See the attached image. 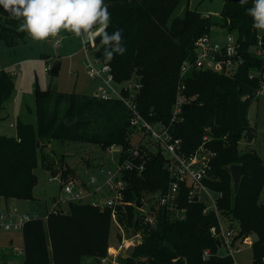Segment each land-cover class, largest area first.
I'll use <instances>...</instances> for the list:
<instances>
[{"label": "trees", "instance_id": "16d2710c", "mask_svg": "<svg viewBox=\"0 0 264 264\" xmlns=\"http://www.w3.org/2000/svg\"><path fill=\"white\" fill-rule=\"evenodd\" d=\"M179 0H104L111 13L107 29L112 33L123 29L126 46L124 55H115L107 61L112 66L117 82L138 75L141 90L138 104L142 114L152 121L170 122L172 108L180 85L182 65L195 58V41L210 33L208 28L197 31L184 43H177L190 28L193 12L191 0H186L183 15L168 18ZM252 0L241 5L239 0H228L224 23L228 32L236 33L243 48L258 42L260 34L253 28V20L246 9ZM162 11H165L164 14ZM22 21L11 19L0 7V40L8 46L13 39L27 35L18 31ZM264 43V32L261 35ZM96 59L104 61L103 47L97 39ZM246 64L236 74H220L212 70L192 69L184 78L185 89L181 119L171 132L182 139L184 147L193 151L208 135L205 145L214 156L210 162V175L205 182L222 196L218 200L220 211L234 218L238 236H253V253L256 261L264 264V159L255 150L242 151V140H253L255 128L250 125L249 111L255 101L259 79H250L252 71H264V56L246 52ZM43 57H49L43 54ZM58 64V63H56ZM264 78V77H263ZM15 86L12 74L0 71V121L5 103ZM36 124L18 120L17 135L0 134V196L7 203L12 199H32L38 183L35 169L40 156L46 157L43 147L53 140L92 142L107 149L113 144L123 146L125 158L131 148L128 139L132 132L129 113L116 99L102 100L96 95L62 92L53 88L35 92ZM210 125L212 134H203ZM47 139V143H42ZM41 142L40 146L37 142ZM137 163L144 161L145 169L127 171L128 186L125 200L134 201L126 209V221L137 232L144 228L136 217V202L142 193L165 192L171 177L165 169V158L139 147ZM124 158V157H123ZM240 164L243 167L240 188L235 193L231 174L226 167ZM189 187L182 186L179 206L186 208L183 219H170L165 209L155 228H144L145 239L136 247L130 264L136 256H144L149 264H175L187 259V264H202L203 251L218 250L220 244L210 233L217 223L216 213H204L201 201H188ZM150 201L151 198H148ZM147 199V200H148ZM149 201V202H150ZM154 208L151 206L150 209ZM112 210L89 203L71 202L69 211H50L45 218L32 217L26 222L23 234L24 259L20 264H83L84 256L106 258L109 254ZM233 219V220H234ZM138 233V232H137ZM210 250V251H211ZM209 264H231L228 259L214 257Z\"/></svg>", "mask_w": 264, "mask_h": 264}, {"label": "rangeland", "instance_id": "374dc122", "mask_svg": "<svg viewBox=\"0 0 264 264\" xmlns=\"http://www.w3.org/2000/svg\"><path fill=\"white\" fill-rule=\"evenodd\" d=\"M228 0H191L190 9L193 12L192 23L188 31L178 40L177 43H184L194 34L202 29L210 31L215 37L224 35L227 30L223 26L225 5ZM186 8V0H179L168 18L175 15H183ZM163 14L165 11H162ZM262 37L261 31L258 30ZM58 42V45L56 43ZM97 42V41H96ZM14 45L8 46L3 40H0V65L5 67L7 74H12L15 86L14 90L5 103L2 111V119L0 121V134L6 136L17 135V122L22 120L36 124L35 117V92L37 89L53 88L62 92H78L87 95H95L102 84L100 81L91 80L86 73L83 61L86 60V54L83 49V43L79 38L61 33V38L50 41L38 42L32 40L28 35L24 39H13ZM90 57L95 58L97 53V43L90 45ZM43 54L49 57H43ZM97 60V59H96ZM99 61V60H98ZM104 61H109L104 59ZM60 64L58 74H53L51 68L56 64ZM131 79H140L138 75L124 80L127 82ZM119 82V83H122ZM250 125L255 128V137L253 140H242L240 149L242 151L255 150L264 159V97H258L252 103L249 111ZM203 134H212L210 125H205ZM128 139L131 144L136 147L143 145L148 151L153 152L154 144L149 142V136L144 138L139 132H130ZM42 143H47V139H43ZM40 142V144H41ZM149 142V143H147ZM46 157L42 159L40 156L38 167L35 174L38 177V183L33 189L32 199H17L16 205L33 217L45 218L47 213L52 210L53 205L58 202V207L68 211V203H63L65 193L63 190V182H73L76 184L89 182L92 177L97 179L102 189L98 195L93 194L85 201L80 203H103L113 194L104 186L106 176L100 172V167L104 162L110 161V154L103 149L101 144L92 142L66 141L60 143L53 140L43 147ZM89 190V189H88ZM156 192L142 193V207L137 208L136 217L141 220L144 228H155L160 220L162 212L156 208ZM1 197V196H0ZM150 202H146L151 198ZM264 198V188L261 196V202ZM4 200V199H3ZM119 206L113 213L109 223L110 228V244L109 254L106 261L101 264H128L127 258L122 253L123 243L129 240L130 236L135 232L133 224L126 221V209L128 205H134V201H128ZM209 204V200H206ZM62 202V204H61ZM66 204V205H65ZM205 204V203H204ZM95 206V205H94ZM100 207V205H97ZM151 206L154 208L150 209ZM204 207V213L206 211ZM220 211V209H219ZM217 223L210 227V233L215 239H219L222 231L225 229H235L230 224H237V221L228 215L219 212L215 214ZM150 217L151 219H148ZM170 219H172L169 216ZM216 228L215 235L212 228ZM144 228L137 231L139 235H143ZM5 231V230H2ZM0 231V264H20L24 259L22 231ZM13 232V233H10ZM237 234V232H236ZM14 238V243H10V239ZM123 240V243L120 242ZM253 236L234 238L232 252L226 247L220 246L218 250L212 252L210 248L203 251L200 261L202 264H209L214 257L220 259H228L231 264H262V259H255L252 244ZM211 250V251H210ZM102 258L94 256H84L83 264H97ZM264 260V259H263ZM130 264H149L148 259L144 256H136ZM175 264H187V259L183 262L177 261Z\"/></svg>", "mask_w": 264, "mask_h": 264}, {"label": "built area", "instance_id": "2783aa9c", "mask_svg": "<svg viewBox=\"0 0 264 264\" xmlns=\"http://www.w3.org/2000/svg\"><path fill=\"white\" fill-rule=\"evenodd\" d=\"M244 39H240L236 33L226 32L224 35L215 37L212 33L204 34L195 41V58L186 61L180 72V85L172 108V118L170 122L162 120L152 121L146 118L139 107L138 95L142 84L138 79H131L127 82L116 81L112 66L108 62L98 61L91 58L89 51L91 44H84L83 49L86 60L83 64L86 68L87 76L93 81H100L102 86L95 94L102 100L116 99L121 101L129 113L130 128L133 132H139L144 138L149 136V142L154 144L153 153H161L165 158V169L168 171L171 181L165 192H156V208L165 209L172 219H183L186 216V208L179 206L182 186L189 187L188 201H201L206 205V211L212 210L219 215L218 200L222 196L221 192H216L206 184L205 180L210 178V162L214 153L205 145L210 140L208 135L193 151L187 150L181 138L171 132L172 125L181 119L184 102L183 90L185 89L184 78L192 69L212 70L220 74H236L246 64V52H251L257 57L264 56V43L261 37L258 42L246 50L243 48ZM58 45V42L56 43ZM5 67L0 65V71ZM250 79H259V86L255 93L256 98L264 97V71H251ZM147 142V143H149ZM129 158H125L123 146L113 144L106 151L110 154V161L104 162L100 167V172L106 176L104 186L113 195L105 202L92 203L100 205L102 209L110 208L112 213L125 201V191L128 186L126 172L137 170L142 172L145 169L144 161L139 163L134 158L139 156V145L132 144ZM124 157V158H123ZM63 182L65 198L70 202L85 201L89 196L99 192L102 187L97 179L92 177L86 184H76L73 182ZM89 189V190H88ZM209 200L210 204L206 201ZM56 201L51 211H61ZM33 216L22 211L16 204L6 205L0 208V230L23 231L27 221ZM148 219H151L148 217ZM212 232L217 235L216 228ZM235 229H225L219 236L220 246L227 250H233ZM141 236V235H140ZM128 242V240H127ZM106 261L102 258L100 263Z\"/></svg>", "mask_w": 264, "mask_h": 264}, {"label": "clouds", "instance_id": "9594fccd", "mask_svg": "<svg viewBox=\"0 0 264 264\" xmlns=\"http://www.w3.org/2000/svg\"><path fill=\"white\" fill-rule=\"evenodd\" d=\"M239 2L245 5L248 0ZM0 7L11 19L22 21L17 30L34 41H51L66 33L84 44H95L99 39L107 60L126 52L123 29L107 31L111 13L104 0H0ZM246 13L253 28L264 32V0H252Z\"/></svg>", "mask_w": 264, "mask_h": 264}, {"label": "water", "instance_id": "95a60500", "mask_svg": "<svg viewBox=\"0 0 264 264\" xmlns=\"http://www.w3.org/2000/svg\"><path fill=\"white\" fill-rule=\"evenodd\" d=\"M60 70V64H55L51 68V72L53 74H58ZM37 145L40 146V142H37ZM48 145V144H47ZM226 170L231 174L232 182H233V189L236 193L240 188L241 177L243 175V167L240 164H231L226 167ZM195 200H198V197H195ZM150 200H146L148 203ZM137 207H142L143 203L141 201L136 202ZM145 239V236H140L136 231L130 236L128 242L123 243V240H120L123 243L122 253L126 257H132L135 253L136 247ZM218 244H220V240H217ZM97 264H101L97 262Z\"/></svg>", "mask_w": 264, "mask_h": 264}, {"label": "crops", "instance_id": "0c3cea01", "mask_svg": "<svg viewBox=\"0 0 264 264\" xmlns=\"http://www.w3.org/2000/svg\"><path fill=\"white\" fill-rule=\"evenodd\" d=\"M50 42H51V41H50ZM101 84H102V83H101ZM97 91H98V90L95 91V94L97 93ZM98 193H99V192H97L96 195H98ZM91 196H92V195H91ZM16 203H18V202H17V199H12V200H10V201H8V202L6 203V202L3 200V198L0 197V208L5 207L6 205L16 204ZM63 203H66V204L68 203V204H70L71 202L68 201L66 198H64ZM61 204H62V202H61ZM66 204H65V205H66ZM90 204H91V203H90ZM62 210L65 211V212H68V211H69V205H68V211L65 210L64 208H62ZM49 212H50V211H49ZM0 231H2V230H0ZM2 232H5V231H2ZM10 233H13V232H10ZM10 243H14V238H11V239H10ZM18 250H19V251L23 250V247H22V249L19 248Z\"/></svg>", "mask_w": 264, "mask_h": 264}]
</instances>
